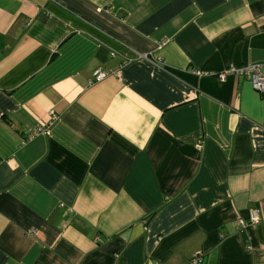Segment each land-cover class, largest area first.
Segmentation results:
<instances>
[{
  "label": "crops",
  "instance_id": "0c3cea01",
  "mask_svg": "<svg viewBox=\"0 0 264 264\" xmlns=\"http://www.w3.org/2000/svg\"><path fill=\"white\" fill-rule=\"evenodd\" d=\"M252 64L264 0H0V264H264Z\"/></svg>",
  "mask_w": 264,
  "mask_h": 264
},
{
  "label": "built area",
  "instance_id": "2783aa9c",
  "mask_svg": "<svg viewBox=\"0 0 264 264\" xmlns=\"http://www.w3.org/2000/svg\"><path fill=\"white\" fill-rule=\"evenodd\" d=\"M195 73L198 75H202V74L216 75V77L219 81H223L225 79L226 75H228L230 73L242 74V75L244 74L250 78L252 86L256 90L264 92V73H262L261 65H259V64H252V65H248V66L242 67V68L230 67L229 69H227L223 72H220V73H201L198 71H195ZM105 75H106V73H104L103 71L96 70L94 72V79H96V80L101 79ZM258 221H259V214H258V211L254 209V210H251L249 212L247 220H244L241 218L238 220V224L241 227H244L248 224L257 223ZM200 261H201V254L195 253L190 257L187 264H200Z\"/></svg>",
  "mask_w": 264,
  "mask_h": 264
}]
</instances>
